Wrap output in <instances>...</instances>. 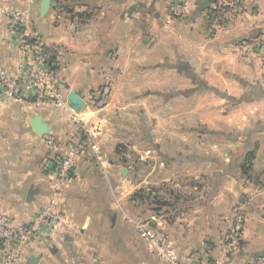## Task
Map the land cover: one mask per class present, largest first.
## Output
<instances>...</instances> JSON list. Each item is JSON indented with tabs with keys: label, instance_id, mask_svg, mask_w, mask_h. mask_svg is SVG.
I'll return each mask as SVG.
<instances>
[{
	"label": "crops",
	"instance_id": "1",
	"mask_svg": "<svg viewBox=\"0 0 264 264\" xmlns=\"http://www.w3.org/2000/svg\"><path fill=\"white\" fill-rule=\"evenodd\" d=\"M177 1L191 4L180 18L171 13ZM215 1L51 0L44 13V0H0V7L26 12L29 27L55 56L65 97L62 106L0 97V212L15 225L30 223L59 189L58 208L67 218V225H45L24 248L21 264L34 258L35 264H170L158 254L155 239L180 258L195 252L212 261L226 252L232 264H243L264 256V65L235 48L264 32V0H243L242 14L213 31L209 17ZM20 46L9 16L0 11V69L15 73L25 57ZM180 69L186 70L184 76ZM174 84L228 91L219 92L210 105L205 99L211 95L198 90L173 96ZM71 92L84 100L79 110L70 104ZM158 99L171 107L164 117L181 122L174 133L187 141L180 143L179 153L184 174L192 176L188 180L208 174L212 181L205 187L216 182L211 206L197 201L183 208L186 215L218 214L215 205L226 197L224 191L229 202L239 193L249 196L236 251H227L221 239V229L229 225H205V218L203 225H188L194 222L188 217L186 225H167L166 205L149 202L143 215L150 221L140 225L138 192L158 179L159 156L169 148L159 141L155 120L148 126L141 120L142 108L157 116ZM177 100L182 111L173 115ZM36 116L48 124L47 133L34 129ZM195 118V127L185 125ZM174 126L165 127L170 144ZM72 143L82 144L75 174L58 180L53 164ZM241 156L250 174L238 187L232 170L242 167ZM161 160L163 180H168L165 176L173 173L167 158ZM146 162L151 181L142 174Z\"/></svg>",
	"mask_w": 264,
	"mask_h": 264
},
{
	"label": "built area",
	"instance_id": "2",
	"mask_svg": "<svg viewBox=\"0 0 264 264\" xmlns=\"http://www.w3.org/2000/svg\"><path fill=\"white\" fill-rule=\"evenodd\" d=\"M243 0H216L210 13L213 31L225 29L243 11ZM191 4L177 1L171 6L173 17L180 18L190 12ZM6 13L17 32V38L25 57L15 73L0 69V97L12 101H32L56 106L65 104L64 90L50 62V54L41 44L36 29L29 27L25 11L0 7ZM240 56H253L264 65V32L245 39L235 46ZM82 144L72 143L67 151L53 164V172L59 180H70L75 174ZM59 189L52 193L50 201L35 214L30 223L15 225L14 219L0 212V264H21V254L32 243L47 224L67 225L66 215L58 208ZM241 208V207H240ZM244 213V209H243ZM241 219H245L241 217ZM242 223V222H241ZM244 225H234L223 240L227 251H236L242 240ZM158 254L170 264H232L229 257L222 253L212 261H203L199 253H190L180 258L168 245L158 242ZM243 264H264V256Z\"/></svg>",
	"mask_w": 264,
	"mask_h": 264
},
{
	"label": "rangeland",
	"instance_id": "3",
	"mask_svg": "<svg viewBox=\"0 0 264 264\" xmlns=\"http://www.w3.org/2000/svg\"><path fill=\"white\" fill-rule=\"evenodd\" d=\"M185 71L186 70L180 69L177 72L179 75L184 76L183 74H186ZM173 81L178 82V80L176 78H174ZM211 88L207 87L206 85L196 87V86H192V84L190 86H186L184 84L183 85L182 84H174V86L172 87V93H173V96L180 97L181 94H184V96H188L190 92L198 90V94L211 95L210 96L211 98H206L205 102H206V104L211 103L210 105H212L213 104V97L219 98V96H220L219 92H222L223 94H225L226 93L225 91H228L227 89L223 88L224 90H219V92H218L217 87H213L212 89ZM160 100L161 99H158V102H156V104H155L156 110H157V113H156L157 116L155 118L148 116V113H149L147 110L148 108H145V109L142 108L141 109L142 123L144 122L148 126V124H147L148 121L152 122L154 119L155 123L157 125V128L159 130L157 133V137L160 138L159 141H161L163 144L166 143L167 146H169V148L167 147L168 150L167 149L165 150V152H167V154L164 153V155L159 156L160 157L159 158L160 165L154 171V173H156V175H159L158 179H154L152 181L149 180L147 175H148L150 169H147V167H146V169H143V168H145V166H148V163L146 162V164L142 166V170H143L142 174L146 175L147 176L146 180L151 181V182L150 183L145 182V184L142 186V188H140V190L138 192V196L140 195V199H139L140 205H138V207L142 209V217H141L140 225H148L147 223H149V221H150L147 218V215H143V212L147 213L145 211L146 209L143 211L144 207L148 208L149 202H150L151 205L156 207V208L164 207L163 205L170 207L169 208L170 212H169V214H167V225H186V223L188 222V220H186L187 217L191 220L193 219V221H194V222L192 221L193 223L188 224V225H203V218L208 220L205 222V225H212L213 223H215L216 225H218V224L229 225V226H226L225 228L221 229V233H222L221 239L223 240L232 231V228L234 227V225H245L246 221H245V219H241V217L245 218V216H247L245 213V210L243 213V209H246L247 202H249V198H248L249 196L247 194H245L244 192L239 193L238 197H236V200L234 199V201L229 202L230 199L228 198V192L224 191L225 192L224 194L226 195V197L222 198L215 205V208L217 209L218 214H214V212L212 213L209 210V212H207V213L193 214V212H191V213H188V215H186V212L184 211L183 208H186L189 206H191V207L197 206L198 205L197 201L201 202V203H199V205H201L203 207L204 206L205 207L211 206L212 196H214V193L217 190L216 189V182H214L213 184L210 185L211 188H208V187L206 188L205 186H208V184H210L209 182L212 181V178H210L208 176V174H202L198 179L192 178L194 180V182H193V180H188V179H191L192 176L188 175V174H184L187 171V169L185 167H184L185 169L182 170L183 168L180 165V160L182 158V156H181L182 154H180L181 149L179 148L181 146L180 143L182 141L184 143H186L187 141H186V139L182 138V135H179V133H178V135L176 133H174L175 127L177 125H181L180 124L181 122L175 121L174 118H166L167 116L164 117L165 116L164 113L166 112V110H167V112L171 113V110H170L171 107H170V105H169L170 108L165 106L166 103H164L163 100H161V101ZM225 103L227 105H230V104H232V101L229 103L226 99ZM151 105H153V104L151 103ZM181 105H182V102L180 100H177L176 102H174L173 110H172L173 115H178L179 112L182 111ZM197 123H198V120H196V118H195V119H192L191 121H188L187 123H185V125L189 126V127H195L197 125ZM169 124H170V127H171V124L175 125L173 127L174 129L172 128V132H173V138H172L173 143L171 142L172 145L170 144L171 136H166V134H165L166 130H167V128H165V127L169 126ZM190 124H192V125H190ZM202 125L203 124L200 123L198 125V127L201 128ZM168 135H169V133H168ZM232 135L233 134H231V136ZM219 138H227V137H224V135H221ZM207 139H209V137H207ZM210 142L211 143L215 142V140L211 138ZM126 151H128V150H126ZM162 158H164V160H166V158H167L170 173H173L171 175L165 176V177L169 178L168 180H163L164 170H162V168H164V166H163L164 163H161ZM242 162H243V165L241 168L237 167L236 169L232 170V172H234V174L238 176L239 180L236 181L238 187L244 186L246 184V181H247L246 176H248V174H250L249 173L250 172V166L249 167L247 166L248 162H247V160L244 159V156L242 157ZM148 168H150V167H148ZM221 184L222 183H220V185ZM204 188H205V190H204ZM214 189H216L215 192H212V190H214ZM202 193H204V194L202 195ZM132 197H133V195H132ZM132 197L130 198V200L133 202ZM131 201H130V203H132ZM213 206H214V204H213ZM213 209H214V207H213ZM199 217L201 218V221H200L201 224H198L199 223L198 222ZM182 219H185V220H182Z\"/></svg>",
	"mask_w": 264,
	"mask_h": 264
},
{
	"label": "water",
	"instance_id": "4",
	"mask_svg": "<svg viewBox=\"0 0 264 264\" xmlns=\"http://www.w3.org/2000/svg\"><path fill=\"white\" fill-rule=\"evenodd\" d=\"M51 0H44L43 2V12L46 13V11L49 9L51 5ZM69 101L72 107L76 110H79L83 104L84 100L76 93V92H71L69 96ZM32 124L34 126V129L41 135L47 133L48 131V124L43 121L41 116H36L32 119ZM37 258H34L31 262V264H35Z\"/></svg>",
	"mask_w": 264,
	"mask_h": 264
},
{
	"label": "trees",
	"instance_id": "5",
	"mask_svg": "<svg viewBox=\"0 0 264 264\" xmlns=\"http://www.w3.org/2000/svg\"><path fill=\"white\" fill-rule=\"evenodd\" d=\"M50 54V62L52 63V66L53 68H56L55 66V56L52 54V53H49Z\"/></svg>",
	"mask_w": 264,
	"mask_h": 264
}]
</instances>
